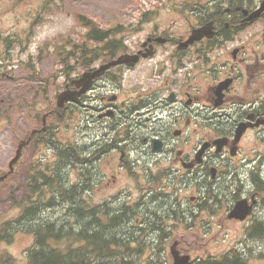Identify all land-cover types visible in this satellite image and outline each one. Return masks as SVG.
Here are the masks:
<instances>
[{
  "label": "flooded vegetation",
  "instance_id": "flooded-vegetation-1",
  "mask_svg": "<svg viewBox=\"0 0 264 264\" xmlns=\"http://www.w3.org/2000/svg\"><path fill=\"white\" fill-rule=\"evenodd\" d=\"M129 9L131 30L141 36L124 38L123 48L108 44V58L88 60L85 71L124 53L138 60L106 69L80 98L84 162L95 156L102 186L116 191L107 208L173 220L159 230H194L195 248L171 238L177 255L200 252L209 242L200 232L213 227L237 225L262 242L264 0H134ZM143 24L150 27L138 30ZM31 131L22 134L30 137L26 146L39 133ZM238 202L249 210L243 219L232 215ZM195 255L202 264L213 257Z\"/></svg>",
  "mask_w": 264,
  "mask_h": 264
},
{
  "label": "rangeland",
  "instance_id": "rangeland-1",
  "mask_svg": "<svg viewBox=\"0 0 264 264\" xmlns=\"http://www.w3.org/2000/svg\"><path fill=\"white\" fill-rule=\"evenodd\" d=\"M131 1L134 0H0V73L5 74L0 75V174L8 169L19 135L31 127V116L55 108V95L63 89L66 81L82 71L70 57H67L68 67L63 65L57 49L63 45L68 50L72 44L68 45L67 39H84L85 27L79 15L95 19L101 25L114 20L121 22V26L128 29L122 35L131 41L141 36L131 31L134 26L129 17ZM140 26L138 30L150 27L148 24ZM67 116L71 118L63 121H68L69 125L66 129L61 128L60 139H73L76 132L77 137L82 133L81 106H73ZM108 167L103 163L101 170L108 172ZM20 171H13L0 184V222L11 218L20 209L18 202L22 190L17 184L21 179ZM70 177L77 178L74 170ZM12 184L15 190L10 196L8 190ZM123 186L124 182H119L116 189ZM130 188L131 184L127 185L126 193ZM109 191L102 185L96 186L89 197L90 202L96 203ZM58 212L57 209L47 211L50 216ZM228 228L229 242L228 237L225 239V229L213 227L210 230L208 247L211 252H226L242 237L239 226L228 225ZM183 234L192 247L200 242L192 231ZM32 243L33 236L25 232L15 234L10 242L0 241V264H24L25 251ZM260 251L250 256V264L264 263V259L258 257ZM6 261L9 263H4ZM137 264H143V261Z\"/></svg>",
  "mask_w": 264,
  "mask_h": 264
},
{
  "label": "trees",
  "instance_id": "trees-1",
  "mask_svg": "<svg viewBox=\"0 0 264 264\" xmlns=\"http://www.w3.org/2000/svg\"><path fill=\"white\" fill-rule=\"evenodd\" d=\"M80 19L85 27L91 28L86 39L106 44L109 31L98 29L94 22L82 17ZM72 40L65 41L72 44L71 49L66 50L67 47L63 45L57 48L62 64L68 67L67 57L70 56L72 63L84 67L89 47L83 40ZM95 55L92 50V56ZM51 137L54 138L53 135ZM76 145L73 142L67 146H57L55 156L47 159H39V156L35 160L30 152L24 168L21 162L16 165L15 169H19V166L22 169L19 183L22 185L24 205L21 200L18 213L0 223V241L9 242L20 231L31 233L34 241L26 250V264H134L125 259L114 263L115 258H107L113 254L110 243H117L113 237L114 227H128V216L108 215L106 226H110V229L95 228L103 222L97 214V206L85 207L83 204L80 192L84 185L67 184L62 177L68 162L81 163L80 145ZM13 188L11 185L8 195H11ZM49 208H55L61 214L55 213L50 218L44 216Z\"/></svg>",
  "mask_w": 264,
  "mask_h": 264
},
{
  "label": "water",
  "instance_id": "water-1",
  "mask_svg": "<svg viewBox=\"0 0 264 264\" xmlns=\"http://www.w3.org/2000/svg\"><path fill=\"white\" fill-rule=\"evenodd\" d=\"M191 41V40H190ZM137 55H130V54H123L119 56L116 60H113L109 62L108 64L101 66L99 69H96L93 72H85L82 74L79 78L74 79L70 82V85H74L77 89L71 90L69 89V86H66V89L62 92H60L57 96V105L58 107H61L64 105L65 102L68 100L75 101L77 100L78 96L81 95L83 92H85L88 84L90 83L92 78L97 77L102 71L111 66V65H116L120 63H126V64H131L132 62L137 60ZM20 149L21 147H18V150L16 152V156L11 160L10 162V168H12V165L14 162L17 161V159L20 156ZM5 178V175L0 177V181Z\"/></svg>",
  "mask_w": 264,
  "mask_h": 264
}]
</instances>
